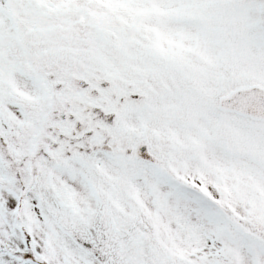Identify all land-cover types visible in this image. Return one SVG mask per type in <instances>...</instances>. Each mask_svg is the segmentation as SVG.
<instances>
[{"label":"snow or ice","instance_id":"snow-or-ice-1","mask_svg":"<svg viewBox=\"0 0 264 264\" xmlns=\"http://www.w3.org/2000/svg\"><path fill=\"white\" fill-rule=\"evenodd\" d=\"M0 264H264V0H0Z\"/></svg>","mask_w":264,"mask_h":264}]
</instances>
